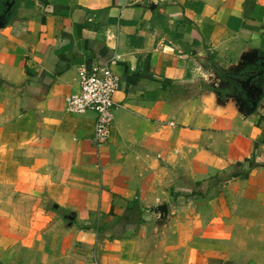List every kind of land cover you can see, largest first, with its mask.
<instances>
[{"label":"crops","instance_id":"obj_1","mask_svg":"<svg viewBox=\"0 0 264 264\" xmlns=\"http://www.w3.org/2000/svg\"><path fill=\"white\" fill-rule=\"evenodd\" d=\"M3 13L0 264H264V73L256 107L238 83L264 71V0ZM95 66L117 78L98 149L65 102Z\"/></svg>","mask_w":264,"mask_h":264},{"label":"built area","instance_id":"obj_2","mask_svg":"<svg viewBox=\"0 0 264 264\" xmlns=\"http://www.w3.org/2000/svg\"><path fill=\"white\" fill-rule=\"evenodd\" d=\"M116 90L117 78L112 70L106 66H95L89 71H80L78 90L65 99L66 111L72 115L94 113L91 143L96 149L109 138Z\"/></svg>","mask_w":264,"mask_h":264},{"label":"water","instance_id":"obj_3","mask_svg":"<svg viewBox=\"0 0 264 264\" xmlns=\"http://www.w3.org/2000/svg\"><path fill=\"white\" fill-rule=\"evenodd\" d=\"M4 15L5 13H3L2 15H0V27H2L4 25ZM264 66V64H263ZM264 73V71L262 70L261 72H256L253 73L252 75H250L249 77H247L245 80H239L238 83L241 87L245 88V90H248L249 92L254 93L253 97V106L256 107L258 101L261 99L262 95H263V90L259 87H250V83L257 77L262 76ZM166 206H159L156 208V211L160 213V215L163 217L166 213Z\"/></svg>","mask_w":264,"mask_h":264},{"label":"trees","instance_id":"obj_4","mask_svg":"<svg viewBox=\"0 0 264 264\" xmlns=\"http://www.w3.org/2000/svg\"><path fill=\"white\" fill-rule=\"evenodd\" d=\"M6 1L11 2V0H1V3H5ZM231 79H233V78H231Z\"/></svg>","mask_w":264,"mask_h":264}]
</instances>
